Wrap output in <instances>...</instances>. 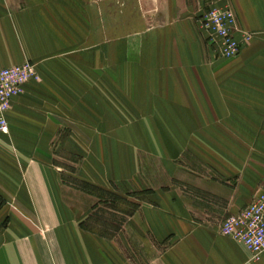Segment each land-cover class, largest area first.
Returning <instances> with one entry per match:
<instances>
[{
	"label": "crops",
	"instance_id": "crops-1",
	"mask_svg": "<svg viewBox=\"0 0 264 264\" xmlns=\"http://www.w3.org/2000/svg\"><path fill=\"white\" fill-rule=\"evenodd\" d=\"M62 2L0 0V68L32 62L38 74L0 132V264H264L218 231L264 186V0H166L113 56L90 50L110 33L96 37L89 12ZM224 4L250 34L233 58L198 24ZM58 140L107 193L157 179L113 211L66 183Z\"/></svg>",
	"mask_w": 264,
	"mask_h": 264
},
{
	"label": "built area",
	"instance_id": "built-area-1",
	"mask_svg": "<svg viewBox=\"0 0 264 264\" xmlns=\"http://www.w3.org/2000/svg\"><path fill=\"white\" fill-rule=\"evenodd\" d=\"M199 29L207 45L220 58L237 56L250 39V34L239 27L233 8L229 4L211 7L198 19ZM37 80L35 64L24 62L0 68V132H8L6 113L12 99L22 93L24 84ZM220 234L241 243L253 259L264 255V186L251 202L237 214L223 218L218 225Z\"/></svg>",
	"mask_w": 264,
	"mask_h": 264
},
{
	"label": "rangeland",
	"instance_id": "rangeland-1",
	"mask_svg": "<svg viewBox=\"0 0 264 264\" xmlns=\"http://www.w3.org/2000/svg\"><path fill=\"white\" fill-rule=\"evenodd\" d=\"M66 1L63 0V4L66 5ZM78 1L79 12H89L91 30L95 33L96 37H102L103 32L105 38L110 33V38L100 42H96L93 46H90V50H94L95 53L102 52L104 48L110 49V54L113 56L115 52L119 51V46L136 36H142L146 27L150 26L151 12H159L166 4V0H75ZM108 3V4H107ZM107 4V5H106ZM78 6H76L78 8ZM126 9V10H125ZM126 11V12H125ZM125 13V15H124ZM138 13V14H137ZM125 16V17H124ZM141 18H144L145 24H141ZM143 16V17H142ZM105 26H109L107 29ZM95 26V27H94ZM110 31V32H109ZM105 46V47H104ZM81 48V47H80ZM51 151L54 155V161L56 164L62 167V174L66 183L78 187L79 189L95 194L99 199L107 202L106 207H110L113 211H125L128 212V206L124 205V196H139L149 192L150 189L144 188L149 185L152 177L153 181L157 179L151 172L148 171L142 177L139 178L137 183H122L114 185L115 193H107L105 189L97 188L90 185L86 181L80 178V175L75 172L78 168V163L82 159L81 155H74L75 153H66L61 149L60 141L52 142ZM142 163L145 167H151L150 158L142 157ZM155 166V165H154ZM162 178V174H158ZM147 182V185L145 184ZM140 188V189H139ZM121 192L122 195L118 193ZM120 198V199H119ZM103 210V207L101 208ZM100 210V209H99ZM100 213V211L97 210ZM5 223V222H4ZM2 223L1 226L4 225Z\"/></svg>",
	"mask_w": 264,
	"mask_h": 264
},
{
	"label": "trees",
	"instance_id": "trees-1",
	"mask_svg": "<svg viewBox=\"0 0 264 264\" xmlns=\"http://www.w3.org/2000/svg\"><path fill=\"white\" fill-rule=\"evenodd\" d=\"M1 205H2V202L0 201V207H1Z\"/></svg>",
	"mask_w": 264,
	"mask_h": 264
}]
</instances>
